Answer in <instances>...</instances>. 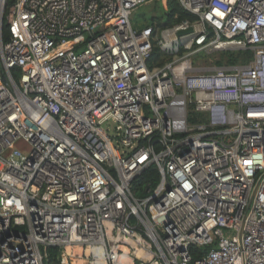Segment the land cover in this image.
Wrapping results in <instances>:
<instances>
[{
  "label": "built area",
  "instance_id": "1",
  "mask_svg": "<svg viewBox=\"0 0 264 264\" xmlns=\"http://www.w3.org/2000/svg\"><path fill=\"white\" fill-rule=\"evenodd\" d=\"M157 1L0 0V264H264V0Z\"/></svg>",
  "mask_w": 264,
  "mask_h": 264
},
{
  "label": "trees",
  "instance_id": "2",
  "mask_svg": "<svg viewBox=\"0 0 264 264\" xmlns=\"http://www.w3.org/2000/svg\"><path fill=\"white\" fill-rule=\"evenodd\" d=\"M180 4L178 0H166V6L165 8L161 6L160 2L156 3L154 10V13L152 16H150V19L144 23L143 26L146 25H152L154 27H166L170 26L176 23H179L186 19H191L189 13L182 10L181 7H179ZM142 26V27H143ZM6 40V35L3 32V42ZM159 55V50L156 46L153 48L152 57L155 58ZM235 62L243 61L242 56L240 55L238 59H234ZM14 78L15 75L13 74ZM159 175L154 166H151L150 168L145 169L139 176H137L134 180H132L131 183V192L134 197L136 198H142L146 196V191L148 189H151L155 187V185L158 183ZM209 248H192L191 254L193 259H197L203 254L207 253ZM49 264H58L57 262V249L51 248L49 249Z\"/></svg>",
  "mask_w": 264,
  "mask_h": 264
},
{
  "label": "rangeland",
  "instance_id": "3",
  "mask_svg": "<svg viewBox=\"0 0 264 264\" xmlns=\"http://www.w3.org/2000/svg\"><path fill=\"white\" fill-rule=\"evenodd\" d=\"M158 2H160L161 6L163 5V0H159L155 3H152V5L150 4L149 6H138L136 9H134L130 16V20L134 28H141L144 23L150 19V16H152V14L154 13L153 9L155 8L156 3ZM16 148L20 151H26L29 149V146L24 143H18L16 145ZM10 153L12 152L8 151L6 153V156H8Z\"/></svg>",
  "mask_w": 264,
  "mask_h": 264
},
{
  "label": "bare ground",
  "instance_id": "4",
  "mask_svg": "<svg viewBox=\"0 0 264 264\" xmlns=\"http://www.w3.org/2000/svg\"><path fill=\"white\" fill-rule=\"evenodd\" d=\"M79 252H80V250H79ZM73 264H84V262H83V260H81V259H77V260H75V261L73 262Z\"/></svg>",
  "mask_w": 264,
  "mask_h": 264
},
{
  "label": "water",
  "instance_id": "5",
  "mask_svg": "<svg viewBox=\"0 0 264 264\" xmlns=\"http://www.w3.org/2000/svg\"><path fill=\"white\" fill-rule=\"evenodd\" d=\"M192 30L191 29H188V30H185V31H180L178 33V35H183V34H186V33H190Z\"/></svg>",
  "mask_w": 264,
  "mask_h": 264
}]
</instances>
